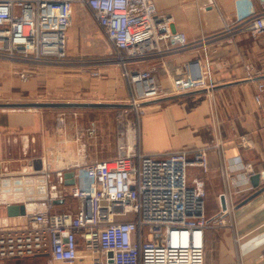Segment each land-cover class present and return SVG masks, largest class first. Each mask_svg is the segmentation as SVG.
<instances>
[{"label": "built area", "instance_id": "2783aa9c", "mask_svg": "<svg viewBox=\"0 0 264 264\" xmlns=\"http://www.w3.org/2000/svg\"><path fill=\"white\" fill-rule=\"evenodd\" d=\"M74 3L91 9L114 45L113 61L134 105L214 87L207 57L187 61L183 71H168V86L140 66L192 43L185 31L174 29L173 15L155 0H0V59L23 64L67 60ZM234 5L221 31L229 34L227 41H233L237 28L253 36L264 32V0H234ZM214 35L203 33L198 41L205 47ZM90 73L101 75L98 69ZM19 74L28 78L25 71ZM263 97L264 81L259 80L256 102L261 104ZM134 137L139 144V134ZM210 147H130L113 158L75 163L72 176L64 168L0 174V205L25 206L19 214L22 223L0 222V258L43 256L44 264H74L84 257L90 264H205L206 229L234 225L227 218L237 205L233 193L249 189L245 182L255 172L243 159L224 167L228 180L235 170L242 180L237 178L236 191L229 188L226 208L209 219L205 156ZM191 167L197 169L192 176ZM67 199L76 201L77 208L54 209L57 201Z\"/></svg>", "mask_w": 264, "mask_h": 264}, {"label": "crops", "instance_id": "0c3cea01", "mask_svg": "<svg viewBox=\"0 0 264 264\" xmlns=\"http://www.w3.org/2000/svg\"><path fill=\"white\" fill-rule=\"evenodd\" d=\"M155 1L159 9L173 15L174 29L185 31L192 43L163 57L149 58L140 66L168 86V71H183L187 61L205 62L207 57L214 87L143 102L139 144L135 137L127 140L122 135L124 120L116 109L119 107L0 108V174L64 168L70 175L75 163L113 158L130 147L166 151L211 145L205 156L206 196L213 200L206 205V215L211 219L222 208L221 197L226 194L228 199L229 188L236 191L238 179L242 180L240 170L232 172L234 177L228 180L226 165L243 159L252 164L254 173L264 171V97L261 104L255 99L258 81H264V32L253 36L237 28L233 41L226 40L229 34L221 31L234 13V0ZM74 31L70 25L66 39V51L73 55L83 52L74 45ZM203 33L215 34L205 47L198 41ZM20 71L28 78L23 79ZM129 93L120 67L92 77L68 65L0 63V96L122 102ZM196 171L191 167L190 176ZM245 184L249 189L233 193L237 204L255 190L251 177ZM70 201H57L54 209L70 208ZM227 218L235 221L233 226L206 229L205 264H236L240 260L242 264H264V191L236 206ZM4 221L16 224L23 219L19 214L9 215L7 205H0V222ZM44 262L43 256L0 258V264ZM90 263L89 257L76 261Z\"/></svg>", "mask_w": 264, "mask_h": 264}, {"label": "rangeland", "instance_id": "374dc122", "mask_svg": "<svg viewBox=\"0 0 264 264\" xmlns=\"http://www.w3.org/2000/svg\"><path fill=\"white\" fill-rule=\"evenodd\" d=\"M77 13V15H76ZM71 28L75 29L76 39L73 41L75 47L83 48V52L68 54V59L62 62L50 63L52 65L67 66L78 68L81 72L87 73L90 76L91 69H98L102 74L111 67H119L113 61L115 48L112 42L106 36L103 28L92 14L89 7L77 3L73 10ZM67 61V62H66ZM0 63H11V61L0 59ZM14 63V62H12ZM93 77V75H92ZM37 100L32 97L12 98L0 96V101H31ZM122 103H127L128 106L116 108L121 113L123 126L122 135L127 140L133 139L135 134H139V117L143 112L144 104L134 105L130 99V95L126 97ZM73 172V170H72ZM212 198H205V204L212 203ZM71 208H77V202L72 200L69 202ZM76 264V263H74Z\"/></svg>", "mask_w": 264, "mask_h": 264}, {"label": "water", "instance_id": "95a60500", "mask_svg": "<svg viewBox=\"0 0 264 264\" xmlns=\"http://www.w3.org/2000/svg\"><path fill=\"white\" fill-rule=\"evenodd\" d=\"M168 97H162L161 99H165ZM128 106L127 103L122 102H107V101H48V100H31V101H0V108L8 109V108H42V107H56V108H64V107H125ZM73 172L68 176H72ZM261 178L264 179V171L254 173L251 176V181L255 190L248 194L245 198H243L236 206L239 207L244 203L248 202L258 194L264 191V183H261ZM74 181L73 177L68 179L69 183ZM221 205L222 208H226V198L225 195L221 197ZM7 212L9 215H18L25 213L24 204L13 203L7 205Z\"/></svg>", "mask_w": 264, "mask_h": 264}]
</instances>
